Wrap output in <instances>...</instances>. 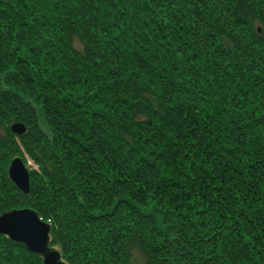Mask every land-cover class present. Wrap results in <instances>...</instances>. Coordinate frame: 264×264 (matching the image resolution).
I'll return each mask as SVG.
<instances>
[{"label": "trees", "instance_id": "trees-1", "mask_svg": "<svg viewBox=\"0 0 264 264\" xmlns=\"http://www.w3.org/2000/svg\"><path fill=\"white\" fill-rule=\"evenodd\" d=\"M23 207L66 264H264V0H0ZM0 264L42 258L0 233Z\"/></svg>", "mask_w": 264, "mask_h": 264}, {"label": "water", "instance_id": "water-1", "mask_svg": "<svg viewBox=\"0 0 264 264\" xmlns=\"http://www.w3.org/2000/svg\"><path fill=\"white\" fill-rule=\"evenodd\" d=\"M10 129L16 134L26 131L22 122L15 121ZM10 180L21 192L30 190L29 172L20 156L11 159L7 169ZM50 225L31 207L9 209L0 213V233L16 242H23L29 251L39 254L42 264H66L56 247L49 245Z\"/></svg>", "mask_w": 264, "mask_h": 264}, {"label": "rangeland", "instance_id": "rangeland-1", "mask_svg": "<svg viewBox=\"0 0 264 264\" xmlns=\"http://www.w3.org/2000/svg\"><path fill=\"white\" fill-rule=\"evenodd\" d=\"M38 117L40 118L39 119V122H40V125H41V127L44 129V130H46V132L48 133V128L46 127V124H45V120H44V118L42 117V115L40 114V113H38ZM26 161H27V163H26V167H27V169L29 170H31V169H34L35 168V165L33 164V162L30 160V158L27 156L26 157ZM48 222V221H47ZM49 223V222H48ZM53 247H56L58 250H60V248L57 246V245H53ZM64 261V260H63Z\"/></svg>", "mask_w": 264, "mask_h": 264}]
</instances>
